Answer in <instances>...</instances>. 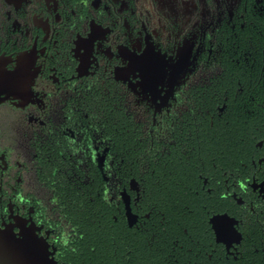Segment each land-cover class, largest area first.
Masks as SVG:
<instances>
[{
    "label": "flooded vegetation",
    "instance_id": "1",
    "mask_svg": "<svg viewBox=\"0 0 264 264\" xmlns=\"http://www.w3.org/2000/svg\"><path fill=\"white\" fill-rule=\"evenodd\" d=\"M25 55L0 102L18 264H264V0H0V57Z\"/></svg>",
    "mask_w": 264,
    "mask_h": 264
},
{
    "label": "snow or ice",
    "instance_id": "2",
    "mask_svg": "<svg viewBox=\"0 0 264 264\" xmlns=\"http://www.w3.org/2000/svg\"><path fill=\"white\" fill-rule=\"evenodd\" d=\"M89 2L90 0H76L78 6H87ZM97 2H99V0H97ZM94 39L95 37L93 36H85V38L80 41L81 46L90 48ZM144 59H145L144 56H142L140 52L128 53L129 65L133 71V75H135V78L137 80H140L142 82L146 79V75L143 74V70H140L138 72L135 68H133V66L140 64L141 62L144 61ZM30 63L31 60L27 55L18 58L15 69L21 79L26 74L27 67L30 65ZM161 71L162 69L153 68L152 71L147 75L149 78H153L156 75H158ZM2 75H3V63H0V76ZM235 183H239V181H235L233 187H235ZM244 188L245 185L243 183H239V190L243 191ZM215 202L222 203L223 198L220 197ZM210 227L215 230L218 238L227 239L231 237L232 229H233V221L226 219L225 215H218L215 217V219L211 221ZM31 242L38 251L42 242L40 240L35 239V237H31Z\"/></svg>",
    "mask_w": 264,
    "mask_h": 264
},
{
    "label": "water",
    "instance_id": "3",
    "mask_svg": "<svg viewBox=\"0 0 264 264\" xmlns=\"http://www.w3.org/2000/svg\"><path fill=\"white\" fill-rule=\"evenodd\" d=\"M7 61V58L0 57V63H3V75L0 76V102L7 96H15L23 91L24 88H27L29 82L27 73L21 79L15 67L12 69L6 67ZM18 261L14 250L8 248L5 238L0 239V264H18ZM52 264L55 263L53 262Z\"/></svg>",
    "mask_w": 264,
    "mask_h": 264
}]
</instances>
